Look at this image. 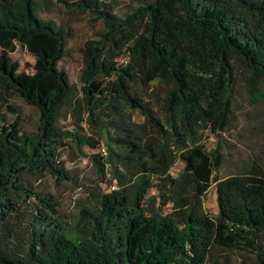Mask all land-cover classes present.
Masks as SVG:
<instances>
[{
	"label": "trees",
	"instance_id": "trees-1",
	"mask_svg": "<svg viewBox=\"0 0 264 264\" xmlns=\"http://www.w3.org/2000/svg\"><path fill=\"white\" fill-rule=\"evenodd\" d=\"M51 2L104 23L81 47L79 88L58 64L69 31L42 14ZM17 43L41 59L34 70L14 67ZM238 67L262 97L264 0H143L123 13L107 0H0V264H222L217 248L251 251L264 264V169L216 173ZM155 82L168 85L162 95ZM14 96L38 110L35 129L21 126ZM64 107L71 130L58 123ZM87 120L102 134H85ZM67 137L98 174L70 220L40 184L46 175L74 181L59 158ZM107 165L112 189L102 187ZM213 180L215 214L198 205ZM173 185L188 189L174 204L182 225L165 209Z\"/></svg>",
	"mask_w": 264,
	"mask_h": 264
},
{
	"label": "rangeland",
	"instance_id": "rangeland-1",
	"mask_svg": "<svg viewBox=\"0 0 264 264\" xmlns=\"http://www.w3.org/2000/svg\"><path fill=\"white\" fill-rule=\"evenodd\" d=\"M114 3L115 9L120 12L131 10L143 0H107ZM44 16L52 17L59 23H62L68 29V38L66 50L58 64L64 68L70 80L80 87V70L82 67L81 47L84 40L95 36L96 32L104 28L101 19H93V15L88 11H69L66 7L57 2L49 3V7L42 13ZM8 56L13 62L14 67L20 71H32L36 66L41 64V59L31 54L25 47L19 43L16 44L14 50L8 52ZM241 76L236 83L231 108L230 125L222 131V152L223 162L217 170L220 177L232 173H248L254 172L258 168L264 169V81L261 84L263 96L257 99L251 94L247 81L243 78L246 71L238 67ZM156 88L160 95L168 88V85L155 82ZM161 97V96H160ZM20 109L22 116L21 126L26 129H35L38 121V110L32 105L26 103L21 97L14 96L11 99ZM158 113H162L158 99L150 102ZM7 121L14 119V114L8 108L2 109ZM133 117L137 121L143 119L137 111H134ZM100 122V120H99ZM59 125L66 129H73L71 115L67 107L62 108L59 116ZM83 132L98 136L102 134L97 127L89 123L88 120L83 123ZM68 142L59 153V158L63 159L65 165L68 166L74 176V181H63L56 184L53 177L46 175L40 180L43 188L51 192L53 197L59 200L58 208L62 212L65 219L70 220L71 214L82 202L85 192L92 184H96L98 180L97 166L95 161L83 156L79 147L75 144L71 137L65 138ZM217 137L210 131L204 132V142L206 146L213 147L216 144ZM101 146L106 147V142L101 141ZM85 151H99L98 148L91 149L87 145L82 148ZM107 150V148H106ZM99 153L104 158L106 153ZM184 165V161L178 159L171 168L172 173L177 174ZM106 174L110 180L102 184L105 189H112L110 185L113 183V171L111 166L107 165ZM81 183V185H77ZM188 193V189L182 188L180 185H173L168 190L169 201L166 205V212L171 215L173 221L183 224V216L181 210L174 204L175 201ZM216 182L213 180L207 191L199 197L198 205L202 210H206L211 214H215L218 210L216 198ZM216 257L222 264H256L255 254L244 249H223L217 248Z\"/></svg>",
	"mask_w": 264,
	"mask_h": 264
},
{
	"label": "built area",
	"instance_id": "built-area-1",
	"mask_svg": "<svg viewBox=\"0 0 264 264\" xmlns=\"http://www.w3.org/2000/svg\"><path fill=\"white\" fill-rule=\"evenodd\" d=\"M100 149H101V151H102V152H106V149H105V147H104V146H101V148H100ZM110 187H111V188H114V187H116L115 183H112V184L110 185Z\"/></svg>",
	"mask_w": 264,
	"mask_h": 264
}]
</instances>
